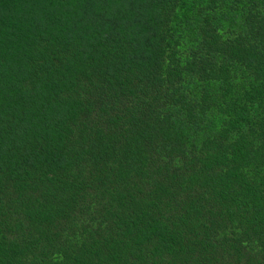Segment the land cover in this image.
<instances>
[{
	"label": "trees",
	"instance_id": "1",
	"mask_svg": "<svg viewBox=\"0 0 264 264\" xmlns=\"http://www.w3.org/2000/svg\"><path fill=\"white\" fill-rule=\"evenodd\" d=\"M0 264H264V0H0Z\"/></svg>",
	"mask_w": 264,
	"mask_h": 264
}]
</instances>
